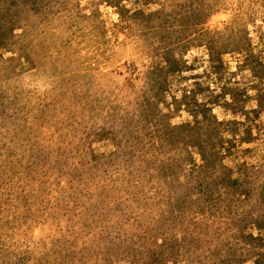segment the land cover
I'll list each match as a JSON object with an SVG mask.
<instances>
[{"label": "rangeland", "instance_id": "rangeland-1", "mask_svg": "<svg viewBox=\"0 0 264 264\" xmlns=\"http://www.w3.org/2000/svg\"><path fill=\"white\" fill-rule=\"evenodd\" d=\"M0 264H264V0H0Z\"/></svg>", "mask_w": 264, "mask_h": 264}]
</instances>
